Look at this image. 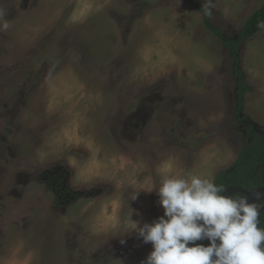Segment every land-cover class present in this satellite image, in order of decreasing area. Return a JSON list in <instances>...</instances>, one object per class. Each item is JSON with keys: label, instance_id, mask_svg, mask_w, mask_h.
<instances>
[{"label": "rangeland", "instance_id": "374dc122", "mask_svg": "<svg viewBox=\"0 0 264 264\" xmlns=\"http://www.w3.org/2000/svg\"><path fill=\"white\" fill-rule=\"evenodd\" d=\"M198 1L237 37L248 13ZM204 18L188 0H0V264H141L132 221L164 209L135 193L234 164L238 79Z\"/></svg>", "mask_w": 264, "mask_h": 264}, {"label": "clouds", "instance_id": "9594fccd", "mask_svg": "<svg viewBox=\"0 0 264 264\" xmlns=\"http://www.w3.org/2000/svg\"><path fill=\"white\" fill-rule=\"evenodd\" d=\"M8 27L4 22L0 30ZM141 191H155L164 209L151 223L132 221L128 233L152 245L141 264H264L261 213L247 196L222 195L224 189L211 180L183 174L163 177L159 186L137 191L133 200ZM203 240L210 244L195 243Z\"/></svg>", "mask_w": 264, "mask_h": 264}, {"label": "trees", "instance_id": "16d2710c", "mask_svg": "<svg viewBox=\"0 0 264 264\" xmlns=\"http://www.w3.org/2000/svg\"><path fill=\"white\" fill-rule=\"evenodd\" d=\"M188 2L205 15V26L212 30L213 33L220 38L234 60V75L238 79V88L236 90L235 98V112L237 120L244 125L247 133L246 141L241 146L234 164L230 168L217 173L213 183L217 186H221L224 191L231 186H238L245 189H254L263 186L264 128L257 127L252 119L244 112L245 95L251 90V88L246 82V77L241 67L240 55L244 40L258 33L263 27L264 2L245 22L236 38L225 37L222 31L217 26L212 24V12L208 6H203L198 0H188ZM221 194L223 195V192ZM241 195L242 193H236L237 197ZM259 227L264 228L263 221H261ZM195 243H197V241ZM199 244L208 246L210 241H199ZM189 246H192L191 242Z\"/></svg>", "mask_w": 264, "mask_h": 264}, {"label": "crops", "instance_id": "0c3cea01", "mask_svg": "<svg viewBox=\"0 0 264 264\" xmlns=\"http://www.w3.org/2000/svg\"><path fill=\"white\" fill-rule=\"evenodd\" d=\"M263 2L264 0H248L247 5V0H227L225 6L231 13L243 15L248 13V20ZM244 47L243 69L247 78L246 82L251 87V90L245 95V114L252 119L257 127L264 128L263 116L257 118L258 114L256 113L258 108L264 107V76L258 71V52L253 49L256 47L264 52V24L258 33L244 40ZM259 56L263 60L264 55L260 54Z\"/></svg>", "mask_w": 264, "mask_h": 264}, {"label": "water", "instance_id": "95a60500", "mask_svg": "<svg viewBox=\"0 0 264 264\" xmlns=\"http://www.w3.org/2000/svg\"><path fill=\"white\" fill-rule=\"evenodd\" d=\"M231 191L243 193V196L248 197L249 202H254L255 204L264 200V185L249 190L238 186H232L227 188L223 194L230 197L229 194ZM262 246H264V243H262Z\"/></svg>", "mask_w": 264, "mask_h": 264}, {"label": "flooded vegetation", "instance_id": "af4514ba", "mask_svg": "<svg viewBox=\"0 0 264 264\" xmlns=\"http://www.w3.org/2000/svg\"><path fill=\"white\" fill-rule=\"evenodd\" d=\"M231 187H232V186H231ZM248 190H249V189H248ZM236 193H240V192H234L230 197H232V196H234V195L236 196ZM241 196H243V193H242ZM241 196H238V197H241ZM238 197L236 196V198H238ZM262 201H264V200H262ZM262 201H261V202H262ZM259 203H260V202H259ZM260 220L264 222V218H260ZM197 244H199V241H197Z\"/></svg>", "mask_w": 264, "mask_h": 264}, {"label": "bare ground", "instance_id": "6f19581e", "mask_svg": "<svg viewBox=\"0 0 264 264\" xmlns=\"http://www.w3.org/2000/svg\"><path fill=\"white\" fill-rule=\"evenodd\" d=\"M233 193H234V191H231L229 195L231 196Z\"/></svg>", "mask_w": 264, "mask_h": 264}]
</instances>
